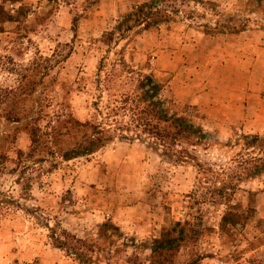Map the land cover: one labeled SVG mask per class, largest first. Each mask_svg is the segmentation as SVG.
I'll use <instances>...</instances> for the list:
<instances>
[{
    "label": "rangeland",
    "instance_id": "374dc122",
    "mask_svg": "<svg viewBox=\"0 0 264 264\" xmlns=\"http://www.w3.org/2000/svg\"><path fill=\"white\" fill-rule=\"evenodd\" d=\"M151 1L0 0V264H78L54 249L49 229L91 244L106 222L123 239L109 231L111 243L97 240L94 264L147 263L143 248L186 221L198 235L172 264H264V176L226 206L210 202L195 161L175 163L182 148L217 170L240 152L224 144L264 137V113L249 108L264 109V59L252 52L264 41V0H160L176 14L169 23L109 37ZM145 78L162 90L166 113L208 144L164 156L135 137ZM242 104L243 116L229 112ZM98 124L113 143L65 160L98 137Z\"/></svg>",
    "mask_w": 264,
    "mask_h": 264
},
{
    "label": "trees",
    "instance_id": "16d2710c",
    "mask_svg": "<svg viewBox=\"0 0 264 264\" xmlns=\"http://www.w3.org/2000/svg\"><path fill=\"white\" fill-rule=\"evenodd\" d=\"M9 1L15 3L20 0ZM159 3L160 0H154L135 6L132 12L124 18V21L118 24L116 32L109 34V37L112 39L115 33L120 34L133 30L149 32L161 24L169 23L176 14L172 12L173 10L159 6ZM124 24L128 26H126L125 31H122ZM156 87L151 78H145L139 88V95L143 97V106L140 110L142 115L141 126L138 127L144 128L141 133H135V137L145 138L146 140L142 142L162 149L164 156H172L169 152L176 151L181 143L190 144L193 147L208 144L207 136L202 133L200 128L191 124L185 117L182 118L174 113L172 115L166 113L163 105H161L162 90L158 91ZM127 102H129V99ZM92 130L93 134L98 137L92 140L87 147L80 146L78 150L71 151L70 156L64 157L65 160L69 161L77 157L88 156L113 143L110 136L104 137L101 124L95 125ZM222 148H229L230 150L237 148L240 152L229 163L218 165L217 170H213L209 164L196 161L182 148L176 152L182 156L183 160H177L175 163H184L188 159L195 161L197 173L204 175L206 179L208 178L211 185V188H209L212 193L210 202L227 206L245 183L264 176V137L244 136L224 144ZM249 150L252 151L248 152ZM231 216L229 213L225 214L222 217L221 225L227 222V219ZM55 228L56 230L49 229L51 234L49 238L53 242L54 249L64 252L66 257L73 259L78 264H94L95 247L96 245L98 248L101 247V245L95 243L99 239L111 243L112 240L108 241L112 239L107 234L109 231H112L113 238L123 239L121 229L111 222L102 224L95 236L97 240L91 244L62 229L59 224H56ZM192 235H198L194 223L191 224L188 221L177 222L171 227L163 229L158 239L152 240L149 247L143 248L149 251V261L147 263L138 261L136 256L133 264H172L173 256L180 250L182 245L184 246L192 240ZM123 247L126 248L127 246L123 244ZM106 264L110 263L107 262Z\"/></svg>",
    "mask_w": 264,
    "mask_h": 264
},
{
    "label": "crops",
    "instance_id": "0c3cea01",
    "mask_svg": "<svg viewBox=\"0 0 264 264\" xmlns=\"http://www.w3.org/2000/svg\"><path fill=\"white\" fill-rule=\"evenodd\" d=\"M255 44H252V52H253V60L256 59V63L260 64L262 61V59H264V41H256L254 42ZM255 57V59H254ZM236 106V105H234ZM237 108L229 111V112H232V115H236L237 117H240V116H243V114L245 113V107H244V104H242V108L241 106H236ZM249 108H251L252 110H254L255 112H258V113H261L263 112L264 113V109H257L255 106H252L250 107L249 105ZM243 118H237L236 119V124H240L242 123L243 121L246 122L245 125H247L246 127H248L249 125V122H251V125L250 127H254V124H257L255 125V127H260V125H258V123H256L254 120H251V119H248V118H245L242 122L239 123V121H241ZM264 126V125H263ZM47 263H50V264H55L54 262H47Z\"/></svg>",
    "mask_w": 264,
    "mask_h": 264
}]
</instances>
